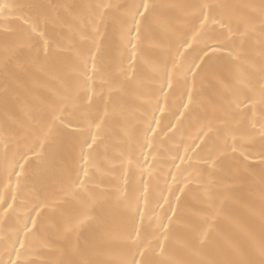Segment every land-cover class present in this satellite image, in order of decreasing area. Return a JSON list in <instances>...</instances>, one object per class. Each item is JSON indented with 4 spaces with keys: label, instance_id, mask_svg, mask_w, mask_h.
I'll list each match as a JSON object with an SVG mask.
<instances>
[{
    "label": "bare ground",
    "instance_id": "6f19581e",
    "mask_svg": "<svg viewBox=\"0 0 264 264\" xmlns=\"http://www.w3.org/2000/svg\"><path fill=\"white\" fill-rule=\"evenodd\" d=\"M0 2L43 5L42 10L51 18L71 21L62 6L128 5L140 0ZM149 2L159 6L158 19L150 35L138 42L135 58L119 46L112 23L107 28L101 26L99 39L110 59L111 82L104 85L102 95L94 98L90 108L85 107L72 116L65 114L73 126L83 131L76 136H55L53 143L47 142L38 128L26 139L22 136L32 123L30 116L45 111L53 94L62 91L57 73L41 71L39 66L26 63L27 49L5 67L4 24L7 22L12 33L18 36L24 22L17 18L20 15L17 11L0 20V264H11V261L81 264L85 260L91 264H109L129 254L121 236L131 226L132 217L145 242L154 239L159 223L156 214L169 225L168 239L161 237L163 254L156 246L155 251L146 253V258L165 264H220L247 253L252 237H259L264 225V167L258 156L259 143L248 149L249 159L243 161L239 152L233 154L230 147L223 150L222 140H217L214 133H209L203 141L197 137L207 132L209 122L213 128L221 126L219 119L223 115L218 101L225 86L239 90L241 79L246 77L253 82L259 79L264 50L261 28L264 17L259 13L262 0ZM202 3L227 5L214 8L213 15L226 25L231 23L233 29L239 24L240 31L246 32L243 39L239 34L230 35L227 27L221 28L219 23L210 21L200 28L199 20L203 16L196 19L191 6ZM71 11L75 14L81 9ZM24 14L30 13L24 10ZM31 14L35 15V10ZM110 15L116 13L113 11ZM197 29L200 32L193 40ZM46 31L54 41L53 51L62 58H71L72 53L66 49L72 33L67 27L49 22ZM105 32L107 35H103ZM177 34L192 40V47L185 52L188 59L196 51H208L207 46H213L218 51H208V55L214 57L213 64L223 68V83L204 79L203 73L197 77L191 102L187 93V88L193 87L191 74L187 85L182 77H175L171 89L165 78V90L161 91L159 78L154 73L155 65L166 53L170 66L173 57L184 59L177 53ZM96 90L100 92L99 79ZM80 94L84 96L83 90ZM105 99L110 101L109 115L102 123L99 146L90 156L85 174L79 146L85 137L91 142L88 121H95L92 124L95 132V124L104 115ZM233 123L229 124L230 128ZM173 124L175 128L171 127ZM70 131L72 128L65 130ZM228 143H232L231 136ZM236 143L242 141L238 138ZM197 144L201 145L198 149ZM84 150L91 151L87 146ZM45 203L48 206L40 208L37 214L35 208ZM137 204L145 213L143 219L134 211ZM52 205L58 206L56 212L52 211ZM172 208L177 209L174 216ZM85 209L94 210L93 220L85 221L90 226L66 231ZM169 216L173 217L171 221ZM30 217L36 218L37 227L34 235L26 236L23 223L27 220L31 224ZM98 221H102L103 230L97 227ZM18 236L26 241L23 249Z\"/></svg>",
    "mask_w": 264,
    "mask_h": 264
},
{
    "label": "snow or ice",
    "instance_id": "6c2138e0",
    "mask_svg": "<svg viewBox=\"0 0 264 264\" xmlns=\"http://www.w3.org/2000/svg\"><path fill=\"white\" fill-rule=\"evenodd\" d=\"M67 10L68 16L71 17V21H60L59 18H51L46 11H43V5L23 3V4H9L6 2H0V20L11 14L13 11H17L20 15L18 19H23V25L20 26L19 35L12 33V30L8 27L7 22L4 24V65L7 67L9 63L17 58L24 49H27L26 63L39 66L41 71H55L57 73V79L60 80L62 91H57L53 94V98L48 101L45 111H37L35 116H30L32 123L29 127L24 129L22 138L26 139L29 134L33 133L35 129H39L44 139L53 143L54 137L58 135L76 136L78 132H82V128L73 126L71 119H66L67 116H72L77 111H82L85 107H91L95 97L102 95L104 85L111 82L112 76L109 70L110 59L106 54V49L103 41L99 39L102 35L101 26L107 28L109 23L115 26L117 33L119 46L122 49L130 51L133 58H135L136 50L138 48V42L145 36L150 35L152 26L158 19L157 8L159 6L152 4L149 0H140L138 3L128 5H118L112 3H96L86 5H64L62 6ZM183 7V6H180ZM193 16L199 19L203 16V19L199 20L200 28L206 27L208 22L219 23L221 28L227 27L230 35L239 34L241 38L246 35V32H241L239 24L235 29L231 26V23L225 24L223 21H218L213 15L214 8H224L227 5H210L199 4L192 5ZM79 8L80 12L73 14L72 9ZM24 10H27L30 14L25 15ZM35 10V15L31 13ZM115 12L116 15H110V12ZM259 13L261 17H264V0L259 5ZM49 22L60 23L61 26L67 27L68 31L72 33L70 38V45L67 47V51L72 53L71 58H62L53 51V39L48 36L46 26ZM247 23L246 21H241ZM42 25L44 27H42ZM262 30H264V21L261 24ZM200 32V29L196 30L193 34V40L196 38V34ZM12 33V35H10ZM107 35V33H103ZM15 37V38H13ZM78 37V39H76ZM177 40L179 47L177 53L179 57L184 59H178L173 57L171 60V66L167 53L163 60L155 65L154 73L159 78L160 90L164 91V81L167 79V86L169 89L173 87L174 78L180 76L184 79L187 85L189 74H191V80L193 87L187 88L188 99L191 102L193 99V90L197 80V77H201L203 73L204 79L217 80L221 83L223 68L219 65L212 63L214 57L208 55V51L216 52L218 48L213 46H207L208 51L200 49L191 55V59H188L185 55L187 49L192 47V40H185L182 35L177 34ZM59 46V45H58ZM203 52V55H200ZM232 56V52H229ZM236 57H233L235 59ZM23 67V66H21ZM122 70V74H123ZM97 79L100 82V92L96 90ZM242 87L237 90L231 86H225L224 92L219 97V111L222 113L223 118L219 119L220 127L213 128L209 122L207 126V132H204L203 136L197 137L200 140H204L205 136L209 133H214L217 140H222L223 150L231 148V152L236 154L239 152V156L243 158V161H247L250 156L248 149L254 147L259 143V160L260 165L264 167V50L261 52V66L259 68V79L253 82L251 79L243 78L240 81ZM81 90L84 92V96H81ZM86 97V102H85ZM110 101L105 99L104 115L100 117V123H96V131H92V124L95 121H88V136L91 137V142L85 137L80 144V158L83 161V167L85 174H87V165L89 164V158L93 152H95L98 140V133L101 130L102 123L106 116L109 115ZM188 104L184 107L188 108ZM69 108L72 111H68ZM114 109V113H115ZM164 111L163 108L160 109ZM122 115V113H120ZM184 113L181 112V116ZM51 119H47V117ZM155 118V117H153ZM156 123L159 124L158 118ZM179 119V117H177ZM233 123L230 128L229 124ZM151 127V125H149ZM175 128L176 125L171 126ZM72 128V131L65 132L66 129ZM155 132V129H151ZM171 130V129H170ZM203 131V128L201 129ZM231 136L232 143H228V138ZM258 137V140H257ZM240 139L242 143L237 144V139ZM247 142V143H244ZM43 143V141H42ZM85 146L90 152H85ZM201 145L197 144L196 149ZM187 150V149H186ZM195 151V149H191ZM214 162L215 161V158ZM243 161H240L241 163ZM218 163V162H216ZM23 168V165H20ZM246 168L255 167V165H245ZM19 175V173H17ZM79 179V176H77ZM75 183V181H73ZM183 191V189H181ZM179 199V197L177 198ZM48 205L41 204L38 208H35L37 214H39L40 208L47 207ZM12 207L11 204L8 205ZM160 207H163L161 205ZM52 211L58 210L57 205L51 206ZM7 212V209H4ZM92 211L85 209L75 219L74 223L69 224L66 227V231L79 229L80 227L90 226L85 224V221L91 222L93 220ZM140 213L141 219H143L144 211L139 208L137 204L135 210ZM173 216L177 209L172 208ZM32 223L29 224L27 220L23 223V232L25 235H34L37 227V220L35 217H30ZM156 219L159 222L157 225V231L153 240L145 242L144 237L141 234V229L135 225V217H132L130 221V227H127L121 236V241L127 249L128 255L109 262V264H165V262H158L146 258V253L155 251L156 246L160 249V254L164 253L165 247L161 241V237L164 240L168 239L169 225L164 224L162 218L156 214ZM169 221L173 219L172 216L168 217ZM97 227L103 230L102 221L97 222ZM161 229L163 231H161ZM19 240L20 249L25 248L26 241L23 238L17 237ZM15 247V242L13 243ZM20 250L17 249V256L19 257ZM139 257V258H138ZM11 264H17V261H11ZM63 264V262H60ZM81 264H91L90 261H82ZM220 264H264V225L261 227L260 235L258 238L252 237V245L247 253H243L239 258L229 259L220 262Z\"/></svg>",
    "mask_w": 264,
    "mask_h": 264
}]
</instances>
